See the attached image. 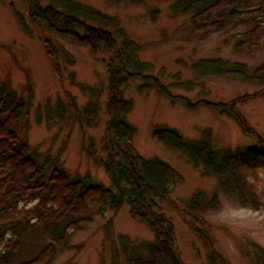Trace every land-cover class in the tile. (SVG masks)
I'll list each match as a JSON object with an SVG mask.
<instances>
[{"label": "rangeland", "instance_id": "obj_1", "mask_svg": "<svg viewBox=\"0 0 264 264\" xmlns=\"http://www.w3.org/2000/svg\"><path fill=\"white\" fill-rule=\"evenodd\" d=\"M76 1L117 19L115 27L122 28L140 47L138 57L147 63L144 73L157 77L174 96L170 99L151 86L140 89L143 81L139 77H132L122 90L132 102L126 115L135 127L132 147L144 157L166 161L182 175L167 200H157V204L173 224L174 247L183 263L209 264V248L196 233L197 227L226 264H264V170L247 173L260 205H245L234 194L224 192L216 176L203 174L200 165L152 135L155 126L166 125L186 139L208 134L213 149L242 154L254 144V138L232 114L212 105L219 104L241 114L254 135L264 140V81L217 74L198 65L205 58L221 59L225 67L243 63L251 75L264 63V35L250 47L235 48L249 25H229L205 34L190 24V13L171 10L172 0ZM27 6V0H0V81L23 98L31 95L28 115L21 118L16 131L70 176L87 174L92 183L110 186L101 151L109 119L106 61L110 53L100 50L93 54L88 47L70 43L30 22ZM257 21H264V14L257 15ZM46 38L52 40L55 57L47 54ZM183 97L197 107H185ZM203 100L208 103L202 104ZM89 102L94 114L86 116ZM196 191L207 200L212 196L218 200L217 206L198 210L199 219L185 210ZM27 216L32 214L16 211L1 217L0 224ZM121 236L136 243L152 240L153 232L129 213L127 205L106 209L72 230L63 244L55 241L50 264H129Z\"/></svg>", "mask_w": 264, "mask_h": 264}, {"label": "trees", "instance_id": "obj_2", "mask_svg": "<svg viewBox=\"0 0 264 264\" xmlns=\"http://www.w3.org/2000/svg\"><path fill=\"white\" fill-rule=\"evenodd\" d=\"M27 1L30 22L70 43L88 47L93 54L100 50L110 53L106 61L109 119L101 145L102 166L109 176L110 186L92 183L87 174L70 176L49 155L32 148L21 138L16 127L21 118L28 115L31 95L23 98L7 82L0 81V218L20 210L32 214L0 224V264H50L55 256V241L63 244L72 230L80 228L94 215L123 205L153 232L152 240L136 243L127 242L121 236L120 243L128 250L129 264H184L174 247L173 224L158 210L157 204V200H167L172 188L182 181V175L166 161L144 157L132 147L135 127L126 118L132 102L122 95V90L132 77H139L143 81L140 89L151 86L170 99L174 96L157 77L144 73L147 63L138 57L140 47L125 36L122 28L115 27L118 20L114 17L76 0ZM170 7L175 13H190V24L205 34L229 25H249L239 35L235 48L250 47L255 39L264 35V21H257V15L264 14V0H172ZM16 16L23 22L22 16L18 13ZM43 43L47 54L55 57L52 40L46 38ZM198 65L217 74L241 79L250 76L256 82L264 81V63L251 75L246 73L243 63L225 67L221 59L205 58ZM182 99L185 107H197V103H191L188 98ZM212 105L232 114L243 131L253 136L254 144L244 153L217 151L208 134L186 139L166 125L155 126L152 135L184 154L193 164L200 165L203 174L216 176L224 192L234 194L242 204L258 207L260 201L248 182L247 173L264 170V140L254 135L255 131L250 130L241 114L223 109L219 104ZM90 113L94 114L91 102L84 111L86 116ZM209 205H218L216 196L207 200L196 191L187 201L185 210L199 219L196 212ZM195 231L209 248V264H226L204 232L197 227ZM45 238L49 241L45 242Z\"/></svg>", "mask_w": 264, "mask_h": 264}]
</instances>
